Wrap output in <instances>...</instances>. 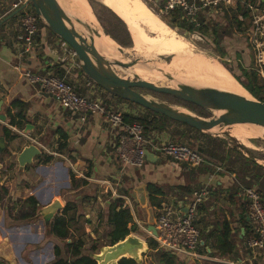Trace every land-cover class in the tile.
I'll use <instances>...</instances> for the list:
<instances>
[{
    "label": "crops",
    "instance_id": "obj_1",
    "mask_svg": "<svg viewBox=\"0 0 264 264\" xmlns=\"http://www.w3.org/2000/svg\"><path fill=\"white\" fill-rule=\"evenodd\" d=\"M246 1L255 5L258 4L256 1L264 3V0ZM13 2L14 0H0V114L5 116V122L0 121V125L8 127L9 114H21L23 117H16L18 125L13 126L20 132V136L6 146L11 154L7 156L11 161V172L4 173V178L0 181V186L8 189L7 194L0 198V264H47L54 257L53 249L48 258L41 253L40 246L49 235L45 234L44 227L43 233L38 228L40 221L22 217V214L34 210V206L26 201L30 196L37 200V206L45 205L53 198L62 202L59 197L61 193H74L76 199L83 197L85 205H89L87 201L93 197L101 201L99 204L103 206L107 202L101 199L102 196L112 199L108 203L114 199H122L123 205L130 207L133 222L137 226L136 230L131 232L140 234V237L147 240L154 236L152 227H155V217L162 205H179L184 211V204L191 197L194 186H204L209 192L200 203L196 216L195 224L200 230V238L196 248L197 262L194 264H264V248L255 251L246 246V239L251 233V222L239 196L241 182L252 177L257 180L252 186L258 190L264 201V170L258 172L260 177H257V173L250 169L248 176L243 179V172L228 171L225 166L213 162L204 160L200 166L190 167L159 154H155L153 161L146 160L139 168L124 166L116 156L114 133L102 116L88 115L86 122H80L77 114L61 106L50 94L41 92L38 84L28 82L20 70L15 69V66L19 65L21 69H29L34 74L46 75L53 74L57 67L62 69L63 73H68L74 65L69 61L64 62L61 56L53 51L47 40V36L53 34L42 26L37 32L33 53L29 56L20 54L22 16L16 14L2 21L16 9L13 8ZM262 7L264 8V5ZM223 16L221 11L213 13L203 24L208 23L211 28L215 21L224 23ZM239 19L243 20L242 17ZM245 20H248V25H245ZM244 21L242 29L248 32L250 21L248 18ZM243 37L247 48V37ZM79 75L88 85L89 93L85 95L102 100L108 95L111 101L119 103L122 111L136 114L134 109L129 107V103L109 95L86 76ZM72 86L75 89V86ZM165 126L167 129L160 128L158 123L152 130V136L157 132L159 139L169 140L173 135L168 130L181 131L184 127L173 121L166 122ZM25 129L27 133L23 134ZM190 131L200 137L199 145L212 148L208 136H204L208 134L203 135L191 129ZM30 139L45 148L48 147L51 150L49 151L55 152L56 155L41 151L40 155L33 158V163L26 165L22 173H19L16 156L31 142ZM207 139L209 141H206ZM238 142L241 143L239 140ZM244 146L250 148L252 144ZM221 150L223 153H218L228 161L234 154L236 156L233 161L241 162L242 156L239 152L248 156L230 142L221 147ZM46 156H50L48 162L45 161ZM254 158L264 167L263 162L257 157ZM69 162L83 177L72 171ZM3 169L6 170L4 166ZM148 184L161 189L162 194H152L153 199L150 200ZM6 197L7 201H10L8 205L13 206L11 213L7 212L3 203ZM17 197L22 199L21 204L25 208L20 211V215L18 208L12 204ZM90 211L92 209L87 207L86 214L83 213L87 217L85 220L83 217L81 219L87 227L95 222L91 217L92 213H88ZM104 224L109 227L106 221ZM130 226L131 223L128 227ZM227 229L234 245L231 251H224L220 247L221 237ZM64 241L69 242L70 239ZM41 259L43 262L39 263Z\"/></svg>",
    "mask_w": 264,
    "mask_h": 264
},
{
    "label": "built area",
    "instance_id": "obj_2",
    "mask_svg": "<svg viewBox=\"0 0 264 264\" xmlns=\"http://www.w3.org/2000/svg\"><path fill=\"white\" fill-rule=\"evenodd\" d=\"M24 2L26 0H14L13 8H18ZM239 4L248 9L250 27L247 33L254 50L257 72L263 76L264 8L261 5H255L246 0H161L158 5V13L168 19L171 12L180 11L182 18L197 28L205 23V20H209L211 14L219 12L220 9L236 8ZM21 16L23 33L20 54L29 56L33 53L36 45L35 38L41 20L32 11H23ZM15 69L20 70L28 82L38 84L41 92L50 94L61 106L77 114L80 122H86L88 115L102 116L114 133L116 156L124 166L135 168L143 166L147 160L145 150L190 167L200 166L204 161L195 149L185 144L155 139V136L145 135L140 122L136 120L124 121L123 115L129 111L114 110L106 106L100 98L76 92L64 77H58L52 73L34 74L29 69H21L19 65H16ZM8 128L13 133H20L11 125H8ZM30 141L36 144L41 151L56 155L55 152H50L38 142L32 139ZM57 155L64 158L60 154ZM69 167L79 177H83V174L77 171L70 162ZM208 193V189L204 186L194 189L191 197L184 204V211L179 205H162L155 217L156 234L152 237L159 249L172 255L181 254L185 257H198L196 248L199 243L200 230L195 221L198 207ZM239 196L244 202L247 216L251 222V234L246 239V246L251 250H261L264 248V205L260 194L253 186H242L239 190Z\"/></svg>",
    "mask_w": 264,
    "mask_h": 264
},
{
    "label": "water",
    "instance_id": "obj_3",
    "mask_svg": "<svg viewBox=\"0 0 264 264\" xmlns=\"http://www.w3.org/2000/svg\"><path fill=\"white\" fill-rule=\"evenodd\" d=\"M30 5L35 14L47 29L55 36L65 42L76 55L79 61L81 72L86 75L100 88L115 97L121 98L144 109L163 115L173 121L183 123L191 128L203 133L211 132L215 127H226L234 124H255L264 126V101H259L249 94V97L234 92L221 90L214 87H198L190 84H180L176 87L171 85H157L154 82L145 80L134 74V79H128L117 74L114 66L128 68L137 64L148 65L140 58L133 61L119 59H107L95 47L94 36H100L99 31L90 29L86 25L89 34L85 36L77 31L73 18L69 16L61 7L57 0H26L21 6L13 10L2 21L21 12L26 6ZM80 24L84 22L76 18ZM1 23V22H0ZM117 45L119 53L124 52V48ZM116 50V51H117ZM160 58L167 64L171 63L173 55ZM155 71L163 74L170 79L172 73L164 68L155 67ZM135 89H145L156 93H162L176 97L184 102L197 105L207 111L217 112L218 115L204 118L182 108L173 107L167 103L148 99ZM0 121L5 122V116L0 114ZM23 134L27 130L22 131ZM223 141L230 142L220 136V132L213 134ZM4 141L0 139V152L4 149ZM41 154L40 148L30 142L25 145L16 156L20 169L33 163V158ZM147 160L153 161L156 155L145 150ZM251 160L256 161L252 155H248ZM1 167V164H0ZM62 209V204L58 198H53L49 203L37 206L32 220L42 218L45 231L50 234V225L55 215ZM155 235V227H152ZM147 240L130 232L122 239L109 245L102 246L97 253L90 255L96 264H117L122 258L134 260L140 264L142 256L148 252Z\"/></svg>",
    "mask_w": 264,
    "mask_h": 264
},
{
    "label": "rangeland",
    "instance_id": "obj_4",
    "mask_svg": "<svg viewBox=\"0 0 264 264\" xmlns=\"http://www.w3.org/2000/svg\"><path fill=\"white\" fill-rule=\"evenodd\" d=\"M81 1L87 9L86 10V12L88 14L87 22L83 21L84 22L83 24L78 23L74 17L79 18L82 15H80L78 12H76L74 10H70V13L73 14V16H74L72 18H73V21L75 23V27L79 33L84 34L85 36H88L89 31H88L86 25L89 26L90 29H95V30L99 31L100 34L102 32L103 34L107 35L104 32V28L113 32V28L110 25L109 18H107V15L103 12V9L97 4V2H100L99 0H81ZM142 1L161 21H163L168 27L172 28L178 34L179 40L181 42H184V40L189 41V44L191 45V46H189V49H191V50H189L190 51L189 54L192 53L193 55H201L204 57L217 59L224 66H225V64H224V62H225L226 64H228L233 69V70H229L228 67L225 66L226 69H228L232 73L233 76L235 73V75L238 76L240 80L247 81L246 77L243 75L242 71L239 68V64L248 70H250V68L252 67V55L249 53V50L246 48V43L244 40L245 37H243V36L248 37L247 32L242 30V32L240 31L238 33H232L229 36L228 35L222 36L220 46L224 50L225 54L221 57L218 55L219 49L216 47L217 45L213 42L214 36L211 32H208L205 34H199L196 31L195 32H189V31H186V30L181 29L179 27H173L168 23L167 18H164L163 16H161L158 13V5L161 3V0H142ZM65 10L68 11L69 9L65 8ZM23 11H30V12L32 11L33 12L30 5L26 6L21 12H19L18 13L19 16H21L23 14ZM244 22H245V25H248V20H245ZM224 24L225 23H222V25H224ZM78 29H80V30H78ZM54 36L55 35H48L47 36V40H48V43L50 44V47L59 56H61V58L63 59L64 62L69 61L70 63H72L74 65V67H72L70 72L63 73V75L61 77H64L71 85H74L75 90L77 92L82 93V94H88L89 90H88L87 82H85L83 79H81L80 78L81 76L78 73L79 61H78L76 55L74 54V51L65 42H63L60 38H58L57 36L56 37H54ZM100 36H95V39H96L95 42L98 45L100 44L99 41H101V40H103L104 42H107L103 38H99ZM106 37H107L106 39L112 40L116 44H118L119 46L124 48L123 53H119L118 50H117V53H118L119 57L125 61L130 62V61H133L135 58H140L142 60V62H145L146 64L153 66V67L163 68L161 66L168 65L167 62H165V60L161 59L160 56L157 54V52H158L157 48L151 44H149L150 46L142 45L140 47H137V45L133 41V38L131 37L132 38V46L126 47V46H123V45L119 44L118 42H116L110 35H107ZM150 38H152V36ZM237 53H239L238 56L236 55ZM163 55L164 56L173 55L174 57L176 56L175 53H167V54H163ZM206 59L207 58H203L201 60L202 61L205 60L207 62ZM196 65H197V63H196ZM131 67L132 66H130L128 68H122L119 66H114V70H115V72H117L118 75H120L122 77H126L128 79H134V72H136V73H138V72L131 70ZM138 74L140 76H142L140 73H138ZM158 74L162 75L161 77L163 78L162 79L160 76L155 75L156 77L158 76L157 77L158 80L164 81V83H159L158 85L169 83V79L167 78L168 79L167 80L165 75L160 74V73H158ZM135 90L140 92L142 95H144L148 99H153V100H156L159 102H164V103H167L173 107L182 108L184 111H189L192 114L198 115L196 112H194L193 110H191L187 106L178 103L176 101L175 97H173L171 95L160 94V93L152 92L150 90H145V89H135ZM104 92H106V91H104ZM109 95H111V94H109ZM103 103L106 106H109L114 110L122 111V109H123L119 105V103L111 101V97L109 98L108 95L106 97L104 96ZM129 107L134 109L133 112L136 114H139L140 112L144 111V108H142L140 106H136L135 104H132V103H129ZM208 112L210 113V117L218 115V113L214 112V111L213 112L208 111ZM210 117H207V118H210ZM170 122H172V121H170ZM171 124L177 125L175 123H171ZM181 131L184 133V135L187 136V137H185L184 140L175 139L174 137H171L169 140L177 142V143L185 144L192 149L199 146V142L201 141V139L198 136V134L194 133L193 131H190V129L185 127V126L183 127V129ZM190 132H193V134H191ZM211 132H213V133H204V134H210V135L212 134V136H215L213 134H216V132H220L221 136L226 138L227 140H229L232 137V135L234 137H236L235 134L237 132L242 133V135H246L245 138L247 141V146H250V144H252V146L249 148L251 150L252 155L254 157H257L261 162L264 163V140H263L264 139V128L263 127L261 129H259L257 127L252 128V125H248L247 127L230 125V126H226V127H222V126L215 127ZM243 132H245L246 134ZM156 133H154L155 139L156 138L158 139L160 136L158 137L156 135ZM247 133L249 135L252 133V135L249 137V135ZM15 134L17 136H20V133L15 132ZM150 135L151 136L153 135L152 130L150 131ZM204 136H208V135H204ZM208 139H209V136H208ZM208 139L206 141H209ZM236 139H237V137H236ZM209 144H211V141L209 142ZM10 148H12V147L10 146ZM46 149L50 150L48 147H46ZM218 151H220V153H223V151L221 150V147L218 148ZM0 154H2V156H0V164H1L0 181H1L4 178V176H3L4 173H6L7 171L11 172V169H10L11 161L9 159H7V156L8 155L11 156V154H10L9 150L7 149V147L4 148L2 150V152H0ZM235 156L236 155L232 154V156L230 157L229 160L233 161L235 159ZM3 166H4V168H6V170L3 169ZM18 168H19V166H18ZM18 168H17L18 172L22 173L24 168H22V169H20V168L18 169ZM10 178L12 179L11 175H10ZM247 181L248 180H244V182H241V187L242 186H252V185H248ZM194 188L196 189L199 187L194 186ZM6 190L8 192V189H6ZM1 196H3L2 191H0V198H1ZM59 197L62 200V202L60 201L62 204V207L69 200L72 202H75L76 208H77L78 212L80 214H82V217L84 220L86 219L85 217H87V216L83 215V213L86 214L87 207H90V209H92V211H90L88 213H90V215L92 213L91 217L95 220V222L87 227V225H85L84 220H81V223L83 225V230H85L84 235H82V237H81L83 242H84V245H83L82 250H81L83 254L92 255L93 253L99 252V250L102 246L109 245V238H108L109 227L106 224H104V222H105L104 221L105 220L104 213H105V209H106L107 204H109L108 201L112 200V199H106L107 198L106 196H102L101 199L104 202H107V203H104V206H103V205L99 204L101 201L99 202V200H97L94 197H93L94 199L92 198V199H89L87 201L89 203V205L84 204L85 198H83V197L78 198V199L74 198L75 197L74 193H71V195L70 194L65 195L64 193H61V195ZM9 202L10 201H7V197L3 201V203L6 205L5 209L7 210V212L11 213L13 206L8 205ZM21 203H22V199L20 197H17L16 201L14 203H12L15 207L18 208V212H19L18 215H20V211L25 210L24 205H22ZM1 204H2V202H1ZM84 207H86V208H84ZM38 220L40 221L38 228H40L42 230V233H43V230L45 227H44L42 218L39 217ZM83 230H81V231H83ZM132 233H135V232H132ZM45 234H46V232H45ZM46 235H49V236H47L46 239H44V241L42 242V244L40 246L42 249L41 253H43L44 257L48 258L49 256H51L54 244H58L62 249L66 248L65 247L66 242L64 240L57 239V238L51 236L50 234H46ZM137 235L139 236L140 234H137ZM93 246L97 247V249L95 251H93V249H92ZM161 252H163V251L159 248H158V250H151V251L146 252L145 254H143L142 262L140 264H161L157 261L158 257H159V253H161ZM196 260L197 259L192 258V257L186 258L184 260V264H194L195 262H197ZM39 261H40L39 263H41L42 259ZM33 263H35V262H33ZM196 264H198V263H196ZM201 264H203V263L201 262Z\"/></svg>",
    "mask_w": 264,
    "mask_h": 264
},
{
    "label": "trees",
    "instance_id": "obj_5",
    "mask_svg": "<svg viewBox=\"0 0 264 264\" xmlns=\"http://www.w3.org/2000/svg\"><path fill=\"white\" fill-rule=\"evenodd\" d=\"M256 3H258L261 6L264 5V3L261 1H256ZM97 4L103 9V12L107 15V18H109L110 25L113 28V32H111L110 30H107L106 28H104V32L107 35H110L119 44L126 46V47L132 46V38H131L130 32L128 31L127 26L124 23V21L116 13H114L110 8L105 6L103 3L97 2ZM220 11L224 15L223 16V19H224L223 21L225 23L224 25H222V22L218 20L212 24L211 28L208 23L201 24L199 27L196 28L193 26L191 22L182 18V14L180 11L171 12L168 18V23L173 27H179L189 32L196 31L199 34H205V33L211 32L214 36L213 42L217 45L216 47L219 49L218 55L222 57L225 54L224 50L220 46L222 36L224 35L229 36L232 33H238L242 31L243 30L242 26L244 23L243 21L246 18L249 19V15H248V9H246L241 4H239L236 8L220 9ZM239 16H241L243 20H240ZM41 26L47 29V27L42 22L39 24V27ZM247 48L250 50V53L252 55V67L250 68V70H248L239 64V68L242 71L243 75L246 77L247 81L240 80L239 77L235 75V73H234V77L235 79H237L236 81L237 82L239 81L238 83H240L242 87L252 97H254L255 99L259 101H264V66L262 67L263 76H261L257 72V64H256L255 55H254V50L250 43L249 37H247ZM236 55L238 56L239 53H237ZM224 64L225 66L228 67L229 70H233L225 62ZM78 71H79V74L84 75L81 72L80 68H78ZM53 74L58 77H61L63 74V70L57 67L55 68V71L53 72ZM115 98L121 101L130 103L121 98H118V97H115ZM175 99L178 103L187 106L188 108L196 112L199 116L205 117V118L210 117V113L207 110L197 105L184 102L176 97ZM20 115L21 114H16V115L9 114L7 117L8 125L16 127L18 124L15 121V118L19 117ZM21 116L23 117V115ZM123 119L126 122H132L134 120L140 122L143 126L145 135H150V131L153 130L154 127L158 123L160 124V128L167 129L165 126V123L168 121H173L163 115L149 111L147 109H144L143 112H140L139 114H136V115H132L130 113L129 114L124 113ZM173 122H176V121H173ZM179 124L191 130H194L197 133L204 135L203 132L197 131L191 128L190 126H187L183 123H179ZM168 131L173 135L172 137H174L175 139L184 140L185 137H187L186 135L183 134V132L179 130H168ZM208 136L212 144L211 149L203 148V145H199L198 147L194 148L203 157V160L213 162L219 166L223 165L227 168L228 171H233V172L238 173V170H239L243 172V179H245L248 176L247 174L250 171V169L257 173V177H260V174L258 172H262L264 170V167L262 165H260L258 162L254 160H251L248 156L247 157L244 156L243 154H241V152H239V154L242 156L241 162H238L236 160L228 161V159H225L224 156L218 153V148L225 146L227 141H223L219 137L210 136L209 134ZM16 137L17 135L13 133L6 125H0V139L4 141V144H5L4 148H6L7 144L13 139H15ZM229 140H230V143H232L235 147H239L241 150H243L248 155H252L251 150L245 147L244 145H242L241 143H239L235 137L232 136ZM0 156H2V154H0ZM49 160H50V156H46L45 161L48 162ZM256 183H257V180H254L252 177H249L247 181L248 185H253ZM0 191H2L4 195L7 194L6 188L2 186L0 187ZM147 191L149 192V195H151L150 200L153 199L152 194H157V195L162 194L161 189H159L158 187L152 184L147 185ZM26 201L29 204L34 206V210L32 212H27V213L22 214V217L24 219L32 217L38 205L37 200L32 196L27 198ZM262 202L264 205V201ZM104 216L106 217L105 219L106 223L110 227L108 231L109 244H113L117 242L118 240L122 239L124 236L129 234L131 231H135L137 228L136 224L133 222V216L131 214L130 207L123 205L122 199H119V198L114 199L109 204H107ZM81 219H82V214L78 212L75 202H72V201L66 202L62 210L55 215L50 225V234L55 238H59L61 240L70 239V241L66 242L65 249H62L58 244H54L53 246L54 257L47 264H96V261L90 255L83 254L81 251L84 245V242L81 237L85 233V230H83ZM129 223H131L130 227H128ZM147 242L149 246L148 251L158 250V245L153 238H148ZM233 246L234 245L231 240L230 231L227 229L225 230L223 237H221L220 247L224 251H231L233 249ZM92 249L93 251H95L97 247L93 246ZM184 259H185V256L181 254L172 255L166 252H161L159 253V257L157 261L161 264H184ZM117 264H138V263H136L132 259L122 258L118 261Z\"/></svg>",
    "mask_w": 264,
    "mask_h": 264
},
{
    "label": "bare ground",
    "instance_id": "obj_6",
    "mask_svg": "<svg viewBox=\"0 0 264 264\" xmlns=\"http://www.w3.org/2000/svg\"><path fill=\"white\" fill-rule=\"evenodd\" d=\"M57 1L69 16L74 17L73 14L70 13V10H74L80 15H82L81 17H79L82 21L87 22V9L81 0ZM99 1L108 8H110L124 21L137 47H140L142 45L150 46L149 44H151L157 48L158 55L167 53L176 54V56L172 59L171 63H169L168 65L161 66L164 69L171 71L172 73V76L169 79V83L162 85H171L174 87L180 84H190L198 87L209 86L249 97V93L242 87L240 83L236 81L234 76H232V73L229 72V70H227L226 67L220 61L201 55H193L192 53L189 54V50H191L189 49V46H191L189 44V41L184 40V42H181L179 40L178 34L172 28L168 27L163 21H161L144 4L142 0ZM64 7L68 8L69 10L66 11ZM100 35L101 36L99 38H103L107 42H104L100 39L101 41H99L100 44L98 45L95 42L96 39L94 36L95 47L107 59H119L120 57L116 51V43L112 40L106 39L107 35L103 34L102 32ZM151 36L152 38H150ZM203 58H207V62L205 60L202 61L201 59ZM131 70L137 71L142 76L133 71L134 74H137L139 77L145 80L154 82L157 85L159 83H164L163 80H158L157 77H161L162 75H159L155 71V67L153 66L137 64L132 66ZM155 75L158 76L156 77ZM248 125H252V128H264V126H259L255 124H234L233 126L247 127ZM235 135L241 143L247 146V141L245 138L246 135H242V133L239 132H237ZM251 135L252 133L249 135V137Z\"/></svg>",
    "mask_w": 264,
    "mask_h": 264
}]
</instances>
